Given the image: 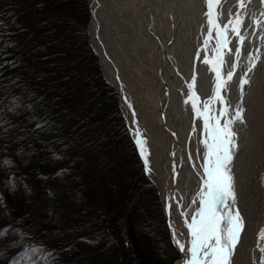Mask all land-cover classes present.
I'll use <instances>...</instances> for the list:
<instances>
[{
    "label": "trees",
    "instance_id": "1",
    "mask_svg": "<svg viewBox=\"0 0 264 264\" xmlns=\"http://www.w3.org/2000/svg\"><path fill=\"white\" fill-rule=\"evenodd\" d=\"M90 20L89 0H0V264L179 259Z\"/></svg>",
    "mask_w": 264,
    "mask_h": 264
},
{
    "label": "bare ground",
    "instance_id": "2",
    "mask_svg": "<svg viewBox=\"0 0 264 264\" xmlns=\"http://www.w3.org/2000/svg\"><path fill=\"white\" fill-rule=\"evenodd\" d=\"M90 4L92 44L107 80L119 93L134 141L137 130L146 140L147 173L158 188L173 243L181 253L178 264L187 263L190 256L187 223L202 208L204 190L207 149L203 141L207 133L193 102L201 111L208 102L212 109L209 114L219 117L221 124L234 117L238 108L242 110L243 122L232 125L237 147L231 174L236 197L232 208L239 210L244 227L232 264H260L258 234L264 229V27L254 30L249 24L256 18L264 19V5L251 0L244 12L246 39L238 61L232 52L224 50L222 75L234 72L222 90L228 102L225 116L224 105L215 100L214 64L204 63L216 61L218 47L216 32L208 24L206 0H90ZM236 5L237 0H222V27L228 24L230 13L237 11ZM147 31L151 46L147 49L149 45L143 43L141 52L151 63L143 66L140 56H134L131 39H142ZM228 35L234 52L238 38L231 32ZM250 56L258 59L256 67L247 71L250 83L241 92V78L251 68ZM176 240L184 244L183 252Z\"/></svg>",
    "mask_w": 264,
    "mask_h": 264
},
{
    "label": "snow or ice",
    "instance_id": "3",
    "mask_svg": "<svg viewBox=\"0 0 264 264\" xmlns=\"http://www.w3.org/2000/svg\"><path fill=\"white\" fill-rule=\"evenodd\" d=\"M222 0H206L208 11V24L215 30L218 38V47L216 48L217 59L215 62L205 60L206 64H214L213 71L217 78L215 100L219 101L224 108L223 115H228V102L222 90H225L227 83L232 80L234 72L229 71L226 77L222 75L221 65L224 63V50L232 52L236 61H238L242 46L244 45L246 35L244 34V12L251 3V0H237V11L230 13L228 24L221 26L219 23L220 11L219 6ZM264 5V0H260ZM264 17V12L261 13ZM250 27L254 26V30H260L264 27V19L256 18L250 21ZM231 32L238 38V43L235 51L229 47L231 43L228 33ZM211 38V34H209ZM264 39V36L261 37ZM251 68L247 69L244 77L241 78L240 90L243 92L244 85L250 83L247 78V71L256 67L258 57H251ZM236 61L233 66H236ZM193 108L199 116L203 118L204 128L207 133V138L203 141L207 149L204 165V181L201 192L200 201L202 208L191 217V222L187 223L191 241L190 254L191 259L188 264H232V256L235 253L236 245L239 242V237L243 231V218L238 209H233L235 203L234 177L231 174V164L235 154L236 132L232 125L236 122H243V114L241 109L235 111L234 117L227 119L224 124H221L219 117H213L209 113L212 111L208 102L204 105V110L201 111L195 102ZM11 110V109H10ZM210 121H214L210 123ZM136 143L140 150L142 158L145 156L146 140L142 133L137 130ZM191 159V157H189ZM149 171H151L149 169ZM224 209L225 212H222ZM168 210L171 212V205H168ZM226 213V214H225ZM183 215V214H182ZM264 241V229L258 234V249L261 252L260 264H264V244L259 243ZM179 249L183 252L185 246L179 240H176ZM17 264H20L18 261Z\"/></svg>",
    "mask_w": 264,
    "mask_h": 264
},
{
    "label": "rangeland",
    "instance_id": "4",
    "mask_svg": "<svg viewBox=\"0 0 264 264\" xmlns=\"http://www.w3.org/2000/svg\"><path fill=\"white\" fill-rule=\"evenodd\" d=\"M133 1V0H132ZM89 6H90V13H91V4H90V0H89ZM91 21H92V13H91V20H90V23H89V27H88V34H89V37H90V42H91V45L93 46V44H92V41H91V35H90V25H91ZM145 28H146V26H145ZM148 31L147 32H144L143 34H142V32H139V35H141L142 34V36H143V38L141 39L139 36H136L135 38H132L131 40H132V43H133V46H132V48L133 49H135L136 50V53L134 54V56H137V57H139L140 56V60H139V62L141 63V64H143V66H147L148 64H150L151 63V60H150V58H148L147 57V55L145 54V53H142L143 52V48H142V44L144 43V45H149L148 46V48L147 49H150L149 47L151 46L150 44V41H151V39L150 38H148ZM94 47V46H93ZM145 48V47H144ZM95 49V48H94ZM96 51V50H95ZM142 51V52H141ZM148 58V59H147ZM150 62V63H149ZM101 65V64H100ZM101 68H102V71H103V76H104V78H105V80L115 89V91L117 92V90H116V88L107 80V78H106V76H105V73H104V70H103V67L101 66ZM118 94V93H117ZM118 96H119V94H118ZM119 104H120V110H121V112H122V114H123V116H124V118H125V115H124V113H123V111H122V108H121V99H120V97H119ZM125 121H126V118H125ZM126 124H127V127H128V130H129V132H130V134H131V136H132V133H131V131H130V129H129V126H128V123H127V121H126ZM133 137V136H132ZM138 150V149H137ZM139 156H140V153H139ZM143 161V163H145L144 162V160H142ZM144 167H145V164H144ZM145 172H146V168H145ZM147 177H148V179L153 183V181H152V179L148 176V173H147ZM154 184V183H153ZM154 186H155V188H156V191H157V194H158V196H159V192H158V188H157V186H156V184H154ZM159 199H160V196H159ZM160 203H161V206H162V209H163V204H162V202H161V199H160ZM262 200H260L259 201V204H261V206H262ZM163 213H164V215H165V218H166V221H167V225H168V228H169V233H170V239H171V243H172V245H173V247H174V249L177 251V253H178V256H179V251H178V249L176 248V246L174 245V243H173V240H172V236H171V230H170V227H169V224H168V220H167V217H166V214H165V211H164V209H163ZM20 254V253H19ZM18 254V257L16 258V262H22V261H24V259H26L25 257L27 256V254H26V251H23L22 253H21V255H19ZM179 260V259H178ZM177 260V261H178ZM176 261V262H177ZM176 262H175V264H176Z\"/></svg>",
    "mask_w": 264,
    "mask_h": 264
},
{
    "label": "water",
    "instance_id": "5",
    "mask_svg": "<svg viewBox=\"0 0 264 264\" xmlns=\"http://www.w3.org/2000/svg\"><path fill=\"white\" fill-rule=\"evenodd\" d=\"M91 43V42H90ZM91 47H92V49L94 50V52H95V54L97 55V57L99 58V61H100V64H101V60H100V57H99V55H98V53L95 51V49H94V47L91 45ZM101 66H102V64H101ZM117 93H118V91H117ZM119 94V93H118ZM120 97V96H119ZM133 138V137H132ZM134 140V139H133ZM138 147V146H137ZM139 150V149H138ZM140 153V152H139ZM140 157H141V159H142V156H141V154H140ZM143 160V159H142ZM154 183V182H153ZM155 184V183H154ZM182 258V256H181V253L179 252V259H181ZM191 259V254H190V256H189V258H188V260H187V263H184V264H188V261ZM180 262V260H178L177 262H176V264H178Z\"/></svg>",
    "mask_w": 264,
    "mask_h": 264
}]
</instances>
